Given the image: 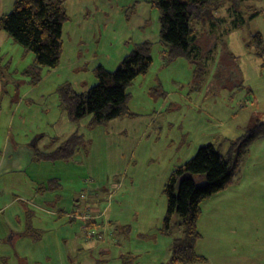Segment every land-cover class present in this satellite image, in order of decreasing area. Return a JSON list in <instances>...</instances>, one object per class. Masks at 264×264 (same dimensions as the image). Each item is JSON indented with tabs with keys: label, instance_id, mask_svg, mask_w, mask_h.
<instances>
[{
	"label": "rangeland",
	"instance_id": "rangeland-1",
	"mask_svg": "<svg viewBox=\"0 0 264 264\" xmlns=\"http://www.w3.org/2000/svg\"><path fill=\"white\" fill-rule=\"evenodd\" d=\"M66 11L69 19L62 28L58 65L42 67L34 85L29 76L16 73L15 77L26 97L35 99L19 106L15 127L23 125L30 131L46 122V136H51L47 150L60 144L62 139L54 133L61 130L59 123L68 121L59 88L88 89L97 82L96 66L115 70L134 44L145 40L152 43V64L146 76L128 88L133 116L93 128L87 126L88 116L74 122L88 150L83 147L71 160L59 161L62 168L56 178L66 189L64 195L68 199L72 191L71 204L78 214L96 216L87 229L98 238L89 245L82 219L69 221L66 213L42 211L34 217L36 232L27 235V218L20 215L16 203L0 220V264H151L156 257L157 262H166L164 253L171 238L157 230L165 212V196L148 201L141 190L150 182L148 175L159 177L166 172L163 156L169 155H164V143L169 140L175 141L170 154L175 160L184 147L178 137L185 133L190 144L186 148L196 150L194 139L204 131L235 138L256 120L264 121L262 59L244 46L249 33L260 31L264 37V0H224L211 9L194 7L190 26L199 50L193 61L166 60L159 38V12L146 0H68ZM8 39L9 45L2 43V48L7 46L14 62L19 63V53H27L22 64H31L33 54ZM22 107L30 120L21 116ZM17 127L14 138L29 142L27 132L22 135ZM47 163L50 167L52 162ZM66 206L63 212L71 210ZM1 221L12 231L1 232ZM144 229L147 233L142 234ZM173 233L177 234L176 227Z\"/></svg>",
	"mask_w": 264,
	"mask_h": 264
},
{
	"label": "trees",
	"instance_id": "trees-1",
	"mask_svg": "<svg viewBox=\"0 0 264 264\" xmlns=\"http://www.w3.org/2000/svg\"><path fill=\"white\" fill-rule=\"evenodd\" d=\"M159 12V38L164 45L167 61L184 58L193 61L199 45L190 26L194 7L209 9L224 0H146ZM67 0H14L12 9L0 15V33L5 32L25 52L33 54L32 63L22 71L34 85L40 79L42 67L55 68L62 53V28L69 19ZM254 55L263 58L264 37L260 31L249 33L244 44ZM150 41L134 44L115 70L96 66L93 70L97 82L88 89L76 92L69 85L59 88L62 109L68 119L79 122L89 117L87 126L106 123L115 118L133 116L128 99V88L133 81L145 75L151 64ZM264 69V61L261 62ZM264 136V121L256 120L241 135L222 138L219 142H207L197 147L195 153L183 163L175 165L167 175L161 189L166 207L157 228L162 235L171 238L168 260L159 264H198L205 257L196 252L200 239L197 222L201 203L206 198L225 190L236 179L250 145ZM88 144L77 131L72 132L52 151L36 152V159L68 161L73 154ZM58 179H49L38 190L58 188ZM176 227L177 234L173 233ZM29 234L34 230L28 224Z\"/></svg>",
	"mask_w": 264,
	"mask_h": 264
},
{
	"label": "crops",
	"instance_id": "crops-1",
	"mask_svg": "<svg viewBox=\"0 0 264 264\" xmlns=\"http://www.w3.org/2000/svg\"><path fill=\"white\" fill-rule=\"evenodd\" d=\"M13 2L14 0H0V15L9 12L13 7ZM67 3L68 0L66 9ZM9 42L7 34L1 32L0 201L2 203L0 204V220L4 218L6 211L9 213L11 205L16 203H19L17 206L19 207L20 215H24L27 218L24 223L26 226L30 224L33 230L36 211H42L49 215L66 213L69 221L78 218L85 222L82 230L85 239L88 240L90 245L98 237L96 233H93L94 238L89 235L91 231L87 229V224L90 223L91 219H95L96 216L89 217L84 212L78 214L79 211L73 208L71 204L73 200L72 191H70L71 196L68 199L64 195L66 189L62 186L60 179L56 177H59V169L62 168V162L65 161H50L52 163L49 167L47 160L35 158L36 152H49L55 149H46L47 143H49L48 139L51 137L46 136L47 123L44 122L43 125L36 124L34 130L31 128L30 131H27L23 125L16 126L22 135H26L27 132V141L29 142L14 138V128H16L14 120L17 116V109L25 100L34 102L35 99L26 97L25 92L21 90L23 87L22 83H15L16 73L22 75V71L30 65L22 64L25 63L24 59L27 53H19V63L14 62L12 53L7 51ZM2 43L3 45L7 44V46H3L6 50H3ZM262 61H264L263 58ZM143 76L145 77L146 75ZM137 79L138 77L135 80L137 81ZM239 87L244 86L240 83ZM253 100L255 101L254 98ZM20 111H22L21 116L25 115L23 107ZM24 117L21 120L22 122L25 121ZM26 117L27 120H30V116L27 115ZM67 120L59 123L61 130L54 133V137L64 140L72 132L77 131V126L74 122ZM53 125H56L55 121ZM213 135V132H202L201 135L194 139L197 141V144L194 145L196 149L201 143L219 142L222 138H230L222 136L221 133ZM178 138L184 140V147L175 160H173V155H170L174 152L175 141L169 140L168 143H164L167 149L164 151V155L169 156L165 159L163 156V163L165 164L163 169H166L163 176L162 174L159 177H156V174L148 175V180L151 183L149 182L147 187L141 190L148 198V201L152 199L151 197L162 194L161 187L171 169L175 165L186 161L188 156L195 150V147L193 150L186 148V145H190L187 142L189 138L187 133ZM204 139L206 141L203 143ZM55 145L53 147H57L59 144ZM79 159L84 161L82 157ZM56 162L59 163L56 164ZM54 168L55 170L53 171ZM161 177L160 187H158L157 184L160 182ZM49 179H58L60 186L48 190H38V187L44 185ZM66 205L71 210L63 212V209L67 207ZM200 207L201 213L197 227L201 236L196 245V252L206 259L198 264H264V137L255 140L250 145L239 174L231 185L222 192L203 200ZM20 215L19 217H21ZM85 219L87 220L85 221ZM1 228V232H8L9 229L12 231L11 227L7 226L3 221H1ZM33 232L36 231L34 230ZM141 233L145 234L147 232L144 229ZM157 242L158 240L156 239V244ZM168 248L164 256L168 255ZM157 261L159 260L156 257L155 260L151 261V264H159L160 262Z\"/></svg>",
	"mask_w": 264,
	"mask_h": 264
}]
</instances>
